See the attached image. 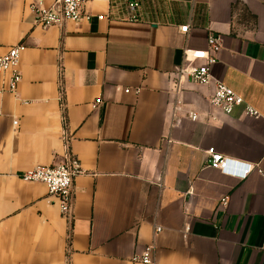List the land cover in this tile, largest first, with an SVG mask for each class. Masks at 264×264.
I'll return each instance as SVG.
<instances>
[{
    "label": "crops",
    "instance_id": "crops-1",
    "mask_svg": "<svg viewBox=\"0 0 264 264\" xmlns=\"http://www.w3.org/2000/svg\"><path fill=\"white\" fill-rule=\"evenodd\" d=\"M33 1L0 0V55L25 45L18 91L0 95V264H144L132 257L147 247L153 264H264V0H84L90 21L46 30ZM210 33L212 76L258 116L177 76ZM209 147L229 172L205 166ZM67 155L85 170L70 218L20 178Z\"/></svg>",
    "mask_w": 264,
    "mask_h": 264
},
{
    "label": "built area",
    "instance_id": "built-area-1",
    "mask_svg": "<svg viewBox=\"0 0 264 264\" xmlns=\"http://www.w3.org/2000/svg\"><path fill=\"white\" fill-rule=\"evenodd\" d=\"M125 15L128 19L139 20L142 17L138 1H125L123 3ZM29 8L34 15V22L42 29L52 26H62L66 21H90L93 14L87 11L84 0H54L49 6L43 4V0H36L29 4ZM108 15L98 14V19H103ZM189 25L180 26V31L186 32ZM222 47L218 37L210 33L207 37L205 48H185L183 50L184 63L177 67L178 77L185 76L199 84L213 83L214 89L210 95V102L214 107L226 113H231L235 108L243 106L245 113L249 116H258V111L246 103L244 98L236 93L230 86L222 81L216 80L211 74L212 66L217 63L218 53ZM25 49L23 43L14 45L8 51L0 55V95L4 93L16 94L20 85L22 74L20 70V59ZM130 92V88L125 89ZM140 88H135L138 93ZM189 118L195 120L198 114L195 111L189 112ZM17 124V121H14ZM231 160L219 153L215 147L206 150L205 166L219 169L222 172H229ZM254 165H246L245 169L238 173L239 178L246 177ZM85 173L78 159L72 155H67L63 160L51 164H37L29 170L23 171L20 178L26 182H41L47 190L48 195L56 199L62 215L71 217L72 204L74 200V179L76 176ZM162 227L157 226L156 232ZM132 260L144 264H153L152 251L150 247L142 252L134 253Z\"/></svg>",
    "mask_w": 264,
    "mask_h": 264
}]
</instances>
